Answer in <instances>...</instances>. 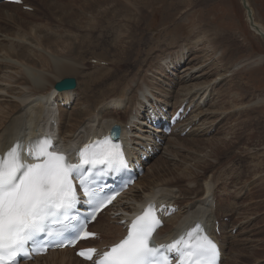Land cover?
Instances as JSON below:
<instances>
[{
    "label": "rangeland",
    "instance_id": "1",
    "mask_svg": "<svg viewBox=\"0 0 264 264\" xmlns=\"http://www.w3.org/2000/svg\"><path fill=\"white\" fill-rule=\"evenodd\" d=\"M27 2L34 7L33 11L26 10L22 6L18 7L19 5L1 6L5 12H13L14 17L10 21L0 22L3 24H0L2 34L0 43H4L6 47L0 49V56L4 57L0 58V62L6 63L12 60L11 62L18 66L13 67L11 64L4 63L0 67V83L3 86V90L0 91V104L19 103L23 110L16 114L25 112L27 108V103L20 100L22 96L12 93L11 88L16 86V89L18 88L16 91L20 90L24 95V93L29 94L31 89L28 86L31 87V85L11 82L6 76L14 73V69L17 72L14 75L20 76L22 68L32 64L42 69L41 63L36 60H25V58L16 57L15 53L9 54L27 47L51 58H54L53 54L59 56L69 54L71 55L69 58L74 57L73 61L78 65L79 71L65 77L74 76L79 82L75 93L76 101L70 104V108L56 107L52 104L53 101H49L48 105L52 104L55 110L59 109L55 111L58 115L55 120L59 123V129L68 132L69 128H75V136H73L74 139L78 137L75 139L76 142L81 141L82 139L79 138L86 135L88 128L85 125L90 121L86 124H78V122L72 125V128L71 123L83 120L76 118L74 121L73 114L79 108L90 109L94 99H98V103L93 108L96 111L94 112L93 109L90 111L94 112H92L90 123L99 127L102 121H111L110 119L120 124L124 121L122 125L127 126L126 128L130 131L129 136L134 139L135 136H141L143 132L149 131L142 130L140 122L144 105L160 100L177 107L181 100L184 99L187 103L189 97L193 96L194 111L191 110L192 114L190 112L191 115L186 123L191 122L186 124L187 126L184 125L182 129L185 130L188 125L197 121V124H193L192 130L190 129L191 133H194L196 128L195 133L183 134L181 137L171 135L165 146L167 147L168 143L174 140L178 141L182 147L176 144L179 150L175 147L173 156H165L162 152L158 159H154L148 166L146 178L140 180L131 194L150 193L149 186L153 189L150 197L179 200L178 203L183 204L184 207L182 211L184 213H180L182 217L189 214L192 216L193 213L195 215L204 213L206 218L219 219L220 224L226 227L220 236L222 241L225 240L223 242L226 247L225 263L232 264L230 259L235 256L242 263L264 264V104L252 106L259 100L257 99L259 95L264 96V62L258 64L256 60H253L240 67H234L244 58L252 57L254 54L264 56V39L251 30L242 1L175 0L174 5L172 0L168 2L167 0H147L144 5H141L139 0H107L101 2L99 6L95 0H27ZM248 2L252 7L255 20L264 25V0H248ZM85 5L90 8H85ZM134 8L141 10L135 14ZM135 20L139 23L136 21L134 24ZM142 23L144 25L137 28V24L140 26ZM178 26H180L179 30H177ZM169 28L172 31H167ZM180 30L184 32V35L180 33ZM131 33H134L133 38L130 37ZM229 35L233 38L231 44L240 41L243 45L240 43L238 46L229 45V40H226ZM118 36L119 38H116ZM48 39H52L50 46L45 44ZM132 39L133 46L130 52L124 50L119 55L118 46L120 44L128 46ZM36 40L43 42L38 45ZM61 41L67 44L60 43L61 45L57 46L56 43ZM213 41L216 43L214 50ZM166 42H168L167 45H165ZM10 45L14 48L9 49ZM232 47L237 56L229 61ZM93 57L106 60L109 63L108 67L96 68L90 62ZM164 57L168 59L163 61ZM180 59H182L181 64L176 67ZM193 65V69L198 72H193L192 79L188 82H181L184 71L191 70L190 67ZM206 71L208 72L204 73ZM122 73L126 76L124 77ZM222 73H226L223 78L220 75ZM54 74L55 72L49 74L51 80H53L51 75ZM179 79H182L181 83L178 82ZM195 84L197 85L194 86ZM115 88H118L116 94H122L118 96L123 99L118 109L109 102V98L103 99L105 96L101 94L105 93L107 96V93ZM178 93L181 96H177L179 101L175 104ZM186 94L189 95L185 97ZM75 97L71 96V99L75 100ZM200 105L203 106L202 110L198 109ZM114 110L126 113L127 117L123 119L121 114L118 115L119 117L105 115ZM65 114L67 115L64 118ZM9 118L4 119L5 123L9 121ZM119 119L121 121H118ZM194 125H196L195 128H193ZM1 137L3 138V135ZM192 139L197 140L198 144H192ZM220 140L223 141L222 144ZM215 145L219 147L212 152L211 146L215 147ZM167 149L169 153H172L170 152L172 146H168ZM161 156H164V160ZM197 158H202L209 163V166L210 164L213 166H208L206 171L202 168L207 165L197 168L195 164ZM189 167L197 168L201 172L198 179V192L189 193L185 190L195 185L194 179L189 178L181 184L172 183L174 185L171 186L160 180L161 178L169 180L168 170L181 174L185 170L184 173L191 177ZM157 172L161 175L154 179L156 176L151 174L157 175ZM195 175L198 177V172L193 173V176ZM131 194L122 200V205L124 204L122 207L133 202L134 198ZM206 221L209 226V221L207 219ZM111 223H115L112 212L103 217L99 229L105 230L115 225ZM176 224L171 220L168 221L162 234L171 231ZM233 229L236 231L234 232ZM233 249L240 250V253L233 254ZM242 249H245L248 254H243ZM251 254L253 258L250 257ZM49 260L50 258H44L35 264H49Z\"/></svg>",
    "mask_w": 264,
    "mask_h": 264
},
{
    "label": "snow or ice",
    "instance_id": "2",
    "mask_svg": "<svg viewBox=\"0 0 264 264\" xmlns=\"http://www.w3.org/2000/svg\"><path fill=\"white\" fill-rule=\"evenodd\" d=\"M113 133L118 140V126ZM52 146L50 137L30 142L27 155L36 161L32 163L24 158L20 142L0 155V264H18V257L46 252L49 245L47 239H40L42 233L62 237L73 245L77 239L94 237L95 233L88 232L84 224L70 223V213L79 202L73 177L78 178L88 202L95 201L102 207L112 197L102 195L99 187L90 188L94 181L85 173L97 165L108 169L127 166L121 145L111 136L80 149L79 164L69 163L64 154L50 151ZM154 209L150 204L132 220L127 235L104 251L95 264H170L173 252L178 255L177 264H218L217 245L203 234L199 224L186 233L187 238L182 235L171 244L156 245L152 237L162 221ZM91 218L95 219L94 213ZM51 222L60 227L49 230ZM57 246H65L63 240ZM96 252L95 248H87L78 255L91 261Z\"/></svg>",
    "mask_w": 264,
    "mask_h": 264
},
{
    "label": "bare ground",
    "instance_id": "3",
    "mask_svg": "<svg viewBox=\"0 0 264 264\" xmlns=\"http://www.w3.org/2000/svg\"><path fill=\"white\" fill-rule=\"evenodd\" d=\"M106 2L107 0H95V2L97 3V6H99V4L101 3V2ZM140 2H141V5H144V2L145 1H147V0H139ZM149 1V0H148ZM171 1V0H170ZM138 2V1H137ZM167 2H168V0H167ZM172 2H173V4L175 5V0H172ZM139 4V3H138ZM164 4H166V3H164ZM16 5H18V4H9V3H2L1 5H0V22L2 23V21H10L11 19H13L12 17H14V15L12 14V13H9V12H5L4 10H2V7H8V6H10V7H14V6H16ZM127 5V4H126ZM129 5V4H128ZM2 6V7H1ZM85 8H87L88 6L87 5H85L84 6ZM127 7V6H126ZM88 8H90V7H88ZM87 8V9H88ZM132 8V7H131ZM130 8V9H131ZM174 8V7H173ZM129 10V9H128ZM133 10H135V14H137V13H139L140 12V10L141 9H139V8H134ZM21 16V15H20ZM114 19V18H113ZM112 20V19H111ZM137 20H135L133 23L135 24V22H136ZM113 22V21H112ZM129 22V21H128ZM137 23H139L138 21H137ZM128 24H130V23H128ZM256 24H258V26L260 27V29H262V30H264V25L262 24V23H260V22H258V21H256ZM138 26H137V28H139V27H141V26H143L144 24L142 23V25H140L139 26V24H137ZM250 27H251V25H250ZM126 28V27H125ZM175 28V27H174ZM114 29V28H113ZM128 29V28H127ZM180 29V26H178L177 27V30H179ZM129 30V29H128ZM171 30V28H169L167 31H170ZM208 30V29H207ZM251 30L253 31V32H255L257 35H260L261 37H262V35L258 32V30L257 29H255L254 27H251ZM114 31H115V29H114ZM132 32H135V31H133V30H131ZM172 31V30H171ZM181 31V30H180ZM8 32V31H7ZM130 32V31H129ZM205 32V31H204ZM182 35H184V32L183 31H181L180 32ZM132 34V36H130V37H132L133 38V34L134 33H131ZM165 34V33H164ZM0 35H2L1 33H0ZM10 35V34H9ZM9 35H7V36H9ZM117 35H119V33H117ZM116 35V36H117ZM166 35V34H165ZM162 36V35H161ZM190 36V35H189ZM217 36V35H216ZM224 36V35H223ZM38 37L39 38H41V36H39L38 35ZM106 37V36H105ZM225 37V36H224ZM102 38V37H101ZM104 38V37H103ZM116 38H119V36L118 37H116ZM122 38H124V37H122ZM167 38V37H166ZM208 39V38H207ZM210 39H212V38H210ZM221 39V38H220ZM233 38H232V35H229V36H227V39L226 40H229V45H231V46H238V44L240 43H242V42H240V41H235V42H233V44H231V40H232ZM170 40V39H169ZM200 40V39H199ZM225 40V39H224ZM246 40V39H245ZM124 41V40H123ZM132 41H133V39L130 41V43L128 44V46H125V45H119L118 46V51H119V55L124 51V50H127V51H129L130 52V50H131V47L133 46V43H132ZM166 41H167V39H166ZM177 41V40H176ZM198 41V40H197ZM210 41H212V40H210ZM215 41V40H214ZM214 41L212 42V44L214 43ZM36 42H37V44L39 45V44H41V42H43V41H41V40H36ZM116 42H117V40H116ZM170 42V41H169ZM178 42V41H177ZM51 43H52V39H48L47 40V43H45L46 45L48 44L49 46L51 45ZM67 44L65 41L64 42H57L56 44H57V46L59 45V44ZM60 44V45H61ZM119 44V43H118ZM117 44V45H118ZM168 44V42H166L165 43V45H167ZM170 44V43H169ZM5 44L4 43H0V48H6L5 46H4ZM164 45V46H165ZM172 45H175V44H172ZM172 45H170V46H172ZM214 45L216 46V43H214L213 44V46H212V48H213V50L215 49L214 48ZM241 45H243V44H241ZM218 46V45H217ZM25 48V47H24ZM151 48V47H150ZM149 48V49H150ZM9 49H12L11 47H9ZM22 50H24V51H31L32 53H26V52H23ZM3 51V50H2ZM117 51V52H118ZM160 51H162V48H160ZM211 52V51H210ZM13 53H15V56L16 57H21L22 59H24L25 58V60L26 59H28V60H36V62L38 61L39 63H41V67H42V69L41 68H39V67H37L36 65H34V64H32V65H26L27 66V68H25L24 67V65H23V67H24V69L22 68V70H21V72H20V76H18L17 75V77H16V75H14V73H17L16 72V69H14L15 70V72L14 73H9L8 75H6V73H5V75L7 76V77H9V79L11 80V82H17V84H24V83H26V84H29V85H31V87L30 86H28L30 89H32L31 90V93H30V96H28V97H24L23 98V96L25 95V93H24V95H22L21 94V91L19 90V91H16L17 89H16V86H14L13 88H11V92L12 93H14V94H17L18 96H22V97H20L22 100H23V102H26L27 103V108L25 109V112H22V113H19V114H16V112H21L23 109L21 108V105L19 104V103H16V102H9L8 104H5V105H1L0 104V149H5L11 142H13L14 141V139L17 137V135H20L21 134V132L23 131V132H27L28 134H34V133H43V132H50L51 131V127H52V124H51V120L52 119H56V116H58V115H56V113L57 112H55L56 110L53 108L54 106H52V104L50 105V106H52V107H50L48 104V102L49 101H51L52 102V100H58V98H62V100H65V101H68V100H70L71 99V96L73 97V95L75 94V91L76 90H72V91H63V92H57L55 89L54 90H51L52 88H54V86H55V84H56V82H58L59 80H61L62 79V77H64L65 78V76H67V75H72V74H75V73H77L78 71H79V67H78V65H76V63L73 61L74 60V57L72 56V57H70L69 58V56H71V55H69V54H63V56H59V55H57V54H53L54 55V58H51V57H47V56H44V55H41V54H38L35 50H33V49H29L28 47L26 48V49H21V50H18V51H13V52H11V53H9L10 55L11 54H13ZM150 53V52H149ZM216 53V52H215ZM224 53V52H223ZM222 53V54H223ZM118 54V53H117ZM28 55H30V57L28 56ZM28 56V57H27ZM147 56H149V55H147ZM237 56V54H236V52L234 51V49H233V47H232V49H231V56H230V58H229V61H231V59H233V58H235ZM113 57V56H112ZM135 57V56H134ZM184 57V56H183ZM219 57V56H218ZM221 57V56H220ZM1 58V57H0ZM9 58V57H8ZM98 58V57H97ZM167 57H164L163 58V61H165V59H166ZM211 58V57H210ZM20 59V58H19ZM101 59V58H100ZM168 59V58H167ZM21 60V59H20ZM122 60V59H121ZM148 60H149V58H148ZM183 60H185V59H183ZM253 60H256L257 61V63L258 64H262L263 62H264V56L263 55H258V54H254L252 57H249V58H244L242 61H240V62H238L237 64H236V66H234L235 68H237L238 66L240 67V66H242L244 63H250V62H252ZM5 61H7V60H5ZM12 61V60H11ZM162 61V62H163ZM169 61V60H168ZM181 61H182V59H180L179 60V62H178V64L177 65H175L176 67H178V65L179 64H181ZM17 62V61H16ZM116 62V61H115ZM183 62H185V61H183ZM5 63V62H4ZM22 63V62H21ZM186 64V63H185ZM14 65L15 64H13V63H11V66H13L14 67ZM135 65V64H134ZM18 66V65H17ZM16 66V67H17ZM130 67V66H129ZM228 67V66H227ZM233 67V68H234ZM19 68V67H18ZM17 68V69H18ZM191 68V70H185L184 72H185V74H184V78H182V79H179V83H181V82H188V80H191L192 79V76H193V72H198V71H196V69H193L194 68V65L192 66V67H190ZM189 67H187V69H190ZM127 69V68H126ZM185 69V68H184ZM125 70V69H124ZM132 70V69H131ZM202 70H205V69H202ZM201 70V71H202ZM11 71V70H10ZM17 71H19V70H17ZM200 71V70H199ZM49 72V73H48ZM51 72H55V74L54 75H51L52 76V78H53V80H51L50 78H49V74L51 73ZM132 72V71H131ZM208 71H206V72H204V73H207ZM228 72V71H227ZM2 73V72H1ZM125 73V72H124ZM126 74V73H125ZM125 74H123L122 73V75H124V77L126 76V75H128V73L125 75ZM4 75V76H5ZM221 76H222V78L223 77H225V75H226V73L224 74V73H222V74H220ZM201 76H202V74H201ZM221 78V79H222ZM104 79V78H103ZM105 80V79H104ZM182 80V81H181ZM185 80H187V81H185ZM8 81V80H7ZM96 81H98V80H96ZM101 81H102V78H101ZM181 81V82H180ZM11 82H9V83H11ZM102 82H104V81H102ZM108 82V81H107ZM3 83V82H2ZM98 83V82H97ZM13 84V83H12ZM106 84V83H105ZM110 85V84H109ZM114 85V84H113ZM197 84H195L194 86H196ZM52 87V88H49V87ZM115 86V85H114ZM20 88V87H19ZM49 88V89H48ZM114 88V87H113ZM1 89L3 90V86H1V83H0V91H1ZM48 89V90H47ZM93 91L95 90L94 88H91ZM46 90H47V93H46ZM50 90V91H49ZM144 91V90H143ZM109 92V91H108ZM118 92V88H115V89H113L110 93H107V96H106V94L105 93H101V94H103L105 97L103 98V99H108L109 100V102H111L115 107H116V109H118L119 108V106H121V101L123 100L120 96H118V95H122V94H116ZM96 93V92H95ZM168 93H170V92H168ZM98 94V93H97ZM225 94V93H224ZM176 95V94H175ZM189 94H186V95H184L185 97H187ZM240 95V94H239ZM100 96V95H99ZM167 96V95H166ZM177 96H181V94H179L178 93V95H176V99H177V102L175 103V104H177L178 103V101H179V98L177 97ZM169 97V96H168ZM195 97V96H194ZM192 98H193V96H190L189 97V101L187 102V104H186V107H188L189 105H190V103H192ZM255 98H256V96H255ZM254 98V99H255ZM20 99V100H21ZM166 99V98H165ZM254 99H251V100H254ZM257 99H259V100H255L256 101V103H255V101H254V103L255 104H252V106L253 105H261V104H264V96L263 97H260V95H259V98L257 97ZM126 100V99H125ZM181 100V99H180ZM205 100V99H204ZM18 101V100H17ZM98 101V99H94V101H93V103L91 104V108L90 109H82V108H79V109H77L76 111H75V113L73 114V118L72 119H74V121L76 120V118H81V119H83L82 121H77L76 123H71V115H70V119H69V122L71 123V126L72 125H76L78 122V124H86V122L87 121H90V122H92V120L90 119V118H92V114L96 111L95 109H93L95 106H96V104L98 103L97 102ZM185 100L183 99V100H181L180 101V103H179V105L178 106H180V105H182V104H184L185 102H184ZM50 102V103H51ZM25 104V103H24ZM163 104H165V103H163ZM222 104V103H221ZM93 105V106H92ZM156 105L157 106H159V104L158 103H156ZM167 105H168V103H167ZM4 106V108L2 109V107ZM26 106V105H25ZM112 106V105H111ZM157 106H154L153 107V111H159L158 110V107ZM169 106H170V103H169ZM173 107H174V105H172ZM177 106V107H178ZM225 106V105H224ZM176 107V106H175ZM174 107V109H176ZM199 107H202V105L201 106H199ZM91 109H93V113L92 112H90L91 111ZM15 110V111H14ZM14 111V112H13ZM200 111V110H199ZM98 112H99V110H98ZM105 112H107V111H105ZM122 111H120V110H114V112L113 111H110V112H107L105 115L106 116H114V115H119V114H121L122 115V117H123V119L124 118H126L127 117V114L126 113H121ZM201 112V111H200ZM101 115H102V113H100ZM99 114V115H100ZM129 114V113H128ZM198 114H199V112H198ZM66 115L67 114H65L64 115V118L66 117ZM88 115H90L89 116V118L87 117ZM95 115V114H94ZM74 116H75V118H74ZM9 118V121L7 122V123H5V118ZM87 117V118H86ZM119 117V116H118ZM132 117H133V115H132ZM110 118V117H109ZM113 118V117H112ZM143 118L145 119V116H143ZM104 119V118H103ZM64 120V119H63ZM66 120V119H65ZM111 121H105V122H103L102 121V123H100L99 124V127H97V126H94L93 125V123L91 124L90 122L89 123H87L85 126L88 128L87 129V133H86V135L85 136H81V138L80 139H83V138H86L87 136H89V135H96V134H101L102 132H105V131H107L108 129H110V128H112L113 127V124L115 123V121H114V119H110ZM68 121V120H67ZM118 121H121V119H119ZM44 122L46 123V124H44ZM122 122H124V121H122ZM254 122H255V120H254ZM3 123H5L3 126H2V124ZM257 123H259L258 121H257ZM65 125H66V123H65ZM89 125V126H88ZM103 125V126H102ZM186 125V124H185ZM258 125V124H257ZM256 125V126H257ZM2 126V127H1ZM102 126V127H101ZM187 126V125H186ZM188 126H190V125H188ZM96 127V128H95ZM101 127V128H100ZM72 128H73V126H72ZM75 129V128H74ZM74 129H68V133H65L64 134V139H66V138H73L74 139V136H73V134H70V132L71 133H74ZM182 129V128H181ZM186 129V128H185ZM66 130V129H65ZM184 129H182V130H180V133L183 131ZM212 130V129H211ZM123 133H125L126 132V130H125V128H123ZM249 131V130H248ZM64 132V131H63ZM67 132V131H66ZM148 132H150V131H148ZM253 133H255V132H253ZM252 133V134H253ZM1 135H3V138L1 137ZM180 135V134H179ZM146 137L147 138H151V135L150 134H148V136L146 135ZM170 138V137H169ZM213 140H215V139H213ZM209 141V140H208ZM221 141V140H220ZM76 142V141H75ZM192 144H198V142H197V140H193L192 139ZM215 143V142H214ZM223 143V141H221V143L220 144H222ZM176 144H178L180 147H182L181 145H180V143L178 142V141H174L173 140V142L171 143V142H169L168 143V145H167V147L169 146H172V149H171V151L170 152H172V153H169V150L167 149V147L165 146V147H163V155H165V156H170V155H172L175 151H174V149H175V147L179 150V146L177 147L176 146ZM194 146H196V145H194ZM207 146V145H206ZM205 146V147H206ZM218 147H219V145H215V147L214 146H211V151L212 152H214L215 150H217L218 149ZM201 149H202V147H200ZM177 150V151H178ZM175 154V153H174ZM173 156V155H172ZM161 158H162V160H164L163 158H164V156L162 157L161 156ZM167 158V157H166ZM241 159V158H240ZM195 164H196V166H197V168L198 167H200V168H202L203 166H205V165H207L206 167H203L202 169L203 170H205L206 171V169H207V167L209 166V163H206V160H203L202 158H197V159H195ZM242 164V163H241ZM212 164H210V166H211ZM188 166V165H187ZM209 166V167H210ZM213 166V165H212ZM158 167H159V165H158ZM188 168V167H187ZM197 168H195V169H193V168H190L189 167V171H190V174H191V177L189 176L188 177V175L187 174H185L184 173V171L185 170H183L182 171V174L181 173H176L175 171H173V170H168L169 172H168V174L170 175V178H169V180L168 181H166L165 179H160L162 182H166V184L168 185V186H171V185H174V184H172V183H176V184H181V183H183V182H186L187 180H189V178H190V180H192V179H194L195 181H193L194 183H195V185L193 186V187H191V188H188V189H185L187 192H189V193H195V192H198V190L199 189H197V187H198V184H199V181H198V179L200 178V174H201V172H199V169H197ZM212 168V167H211ZM210 168V169H211ZM156 169H157V167H156ZM159 169H160V167H159ZM155 171V170H154ZM208 171H210L209 170V168H208ZM186 172V171H185ZM188 172V171H187ZM196 172H198V177L195 175V176H193V173H196ZM158 174L156 175H154V174H151V176H156V177H154V179L156 178H159V176L161 175L160 174V172H157ZM162 173V172H161ZM174 174V175H173ZM165 175V174H164ZM202 177V176H201ZM144 178H146V175H144V177H143V179ZM142 179V180H143ZM159 181V180H158ZM156 182V181H155ZM160 183L158 182V185H159ZM156 185V184H155ZM138 186V184L134 187V188H132L125 196H123L122 198H124V197H127V196H129L131 193H132V191H134L135 189H136V187ZM130 189V188H129ZM207 189V188H206ZM148 190H150V193L148 192V193H144V194H131L132 195V197L134 198V201H136V202H138V201H142V200H146V199H148V198H151L149 195L153 192V189L151 188V187H149L148 186ZM142 192V191H141ZM211 196V195H210ZM122 198L117 202V204L116 205H118L119 203H120V201L122 200ZM152 198H154V197H152ZM239 198V197H238ZM248 198V197H247ZM165 201V200H164ZM178 201L179 200H177V201H174V203H176V204H179L178 203ZM182 203V202H181ZM128 204V203H127ZM187 205V204H186ZM231 206V205H230ZM128 207V205L126 206H124V207H122V208H120V210H123V209H125V208H127ZM225 208V207H224ZM183 209H184V207H182V206H180V210H179V212L177 213V214H175V215H173L172 217H170L168 220H167V222L168 221H173V222H176L177 224H176V226L171 230V231H169L168 233H166V234H163L162 235V233H163V231L166 229H160V231L157 233V237L158 238H160V237H165V236H168V237H170V236H172V235H174V234H176V233H178V231L181 229V228H183V227H186V226H188V225H190V224H192L195 220H197V219H199V220H203V221H205V223H206V225L208 226V224H207V221H206V219L204 218V213H197L196 215H195V213H193L194 215H187V216H185V217H182V215L180 214L182 211H183ZM227 211V210H226ZM232 211V210H231ZM206 215V214H205ZM189 216V217H188ZM100 219V218H99ZM98 219V220H99ZM212 219V218H211ZM216 219L217 218H213L212 219V221L214 222V224H215V221H216ZM98 220L97 221H95V224L96 223H98ZM100 222V221H99ZM213 228V227H212ZM220 230H222V232L224 231V230H226V227H225V225L224 224H220ZM100 231H102L103 232V234L105 235V237H107L108 239H110V240H115V239H117L119 236H120V232H121V226L120 225H111L110 226V228H105V230H100ZM220 237V236H219ZM224 241H222V239H221V243H222V250H223V262H222V264H224V259H225V254H226V247H225V244L223 243ZM233 245V244H232ZM237 246V245H236ZM230 248H231V246H230ZM237 249V248H236ZM236 249H233V254L234 253H237V254H239L240 253V248L238 249L239 251H237ZM230 250V249H229ZM232 250V249H231ZM248 250V249H247ZM246 250L245 249H242V252H243V254H248L247 252H245ZM250 252V251H249ZM250 253H252V252H250ZM254 253V252H253ZM254 255H255V253H254ZM231 256V255H230ZM241 256V255H240ZM50 258V260H49V264H89L88 262H85V261H83V260H80L79 258H77V257H75L73 254H72V252L70 251V250H59V251H55V252H51V253H49L48 255H46V256H42V257H40V258H38L37 260H39V259H44V258ZM250 257H252V254H251V256ZM253 258V257H252ZM231 263L232 264H248V263H242L241 261H239L240 259H236L235 258V256L234 257H231ZM230 260H229V262H230ZM227 263V262H226ZM225 263V264H226ZM27 264H30V263H27ZM227 264H230V263H227Z\"/></svg>",
    "mask_w": 264,
    "mask_h": 264
},
{
    "label": "water",
    "instance_id": "4",
    "mask_svg": "<svg viewBox=\"0 0 264 264\" xmlns=\"http://www.w3.org/2000/svg\"><path fill=\"white\" fill-rule=\"evenodd\" d=\"M242 4L244 6V8L246 9V13H247V17L248 20L250 22V25L252 27H254L255 29L258 30V32L262 35V37L264 38V30L260 29V27L258 26V24H256V21L254 19V14H253V10L250 7L248 0H242ZM77 86V82L75 78H64L60 81H58L55 84V87L59 90L65 89V88H73Z\"/></svg>",
    "mask_w": 264,
    "mask_h": 264
}]
</instances>
